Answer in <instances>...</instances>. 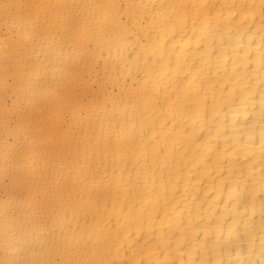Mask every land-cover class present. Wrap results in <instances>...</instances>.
Wrapping results in <instances>:
<instances>
[{"label": "snow or ice", "instance_id": "obj_1", "mask_svg": "<svg viewBox=\"0 0 264 264\" xmlns=\"http://www.w3.org/2000/svg\"><path fill=\"white\" fill-rule=\"evenodd\" d=\"M0 264H264V0H0Z\"/></svg>", "mask_w": 264, "mask_h": 264}]
</instances>
